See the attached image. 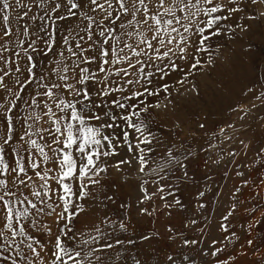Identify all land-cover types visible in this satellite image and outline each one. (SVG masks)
<instances>
[{
  "label": "rangeland",
  "instance_id": "rangeland-1",
  "mask_svg": "<svg viewBox=\"0 0 264 264\" xmlns=\"http://www.w3.org/2000/svg\"><path fill=\"white\" fill-rule=\"evenodd\" d=\"M0 264H264V0H0Z\"/></svg>",
  "mask_w": 264,
  "mask_h": 264
}]
</instances>
